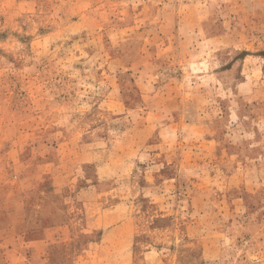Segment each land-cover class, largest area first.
<instances>
[{
    "label": "rangeland",
    "instance_id": "1",
    "mask_svg": "<svg viewBox=\"0 0 264 264\" xmlns=\"http://www.w3.org/2000/svg\"><path fill=\"white\" fill-rule=\"evenodd\" d=\"M0 264H264V0H0Z\"/></svg>",
    "mask_w": 264,
    "mask_h": 264
}]
</instances>
